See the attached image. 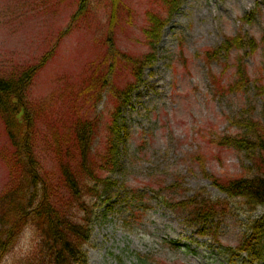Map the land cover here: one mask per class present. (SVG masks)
I'll use <instances>...</instances> for the list:
<instances>
[{
    "label": "rangeland",
    "instance_id": "374dc122",
    "mask_svg": "<svg viewBox=\"0 0 264 264\" xmlns=\"http://www.w3.org/2000/svg\"><path fill=\"white\" fill-rule=\"evenodd\" d=\"M172 4L121 0L112 23L110 0H0V74L17 76L44 59L26 86L25 101L33 116L29 141L55 181L51 142L86 116H103L96 124L101 134L116 95L137 81L132 68L149 49L143 33L148 15L166 20L152 66H141L132 111L122 114L120 166L113 174L118 187L107 207L98 208L104 221L93 224L83 247L87 264H227L213 247L238 246L249 233L250 217L264 210H244L240 199L227 197L206 176L253 175L245 153L211 140L213 133L238 132L235 120L251 117L264 124V94L254 87L264 73V0ZM238 34L254 37L256 49L207 57ZM239 59L249 83L226 91ZM91 93L98 99L86 103ZM100 141L96 137L94 149ZM11 149L0 121V193L12 172ZM196 153L204 156L203 166ZM194 195L199 205L181 204ZM213 204L207 223L193 219L195 209Z\"/></svg>",
    "mask_w": 264,
    "mask_h": 264
},
{
    "label": "trees",
    "instance_id": "16d2710c",
    "mask_svg": "<svg viewBox=\"0 0 264 264\" xmlns=\"http://www.w3.org/2000/svg\"><path fill=\"white\" fill-rule=\"evenodd\" d=\"M110 1L113 23L121 0ZM164 1L173 3L172 7L176 8L175 0ZM251 16L252 13L247 20ZM148 19L149 24L143 33L149 49L139 60L134 61V65L141 63L148 66L153 62L152 51L165 26L166 20L155 13L149 14ZM256 47L254 37L238 34L227 37L206 55L209 59H216L234 48L253 52ZM43 62L44 59L17 76L12 71L0 74V121L7 131L12 148L9 155L12 172L8 185L0 193V257L12 252L28 227L31 230L30 245L25 249L22 263L21 255L12 264H86L83 247L90 240L93 224L104 221V215L97 213L98 208L107 207L111 193L118 187L113 174L120 166L119 145L123 140L124 128L119 121L120 105L130 101L134 85L132 82L127 83L123 91L116 95L118 103L110 114V124L103 126L100 135V127L96 124L102 122V118L90 116L76 120L65 134H57L56 141L51 142L52 163L56 164L59 174V179L55 181L50 169L37 158V150L29 141L33 116L24 101L26 86ZM133 69V75L139 82L140 66ZM235 73L236 79L226 87V91L240 90L249 83L242 59L237 61ZM262 74L254 80V87L259 94H264ZM98 96L91 93L85 97V102L96 101ZM233 124L238 127V132L222 135L213 133L211 141L219 147H232L245 153L253 175L225 178L206 176L227 197L240 199L244 210L264 209V124L251 117L235 120ZM98 136L102 146L94 149L93 142ZM194 158L201 164L204 161L200 153H196ZM181 204L191 206L198 204V201L193 197ZM215 206L203 208L201 205L202 208L195 209L193 213L194 220L207 223L212 218L211 212ZM250 223L251 232L245 236L242 244L236 248L222 247V253L230 257V261L232 256L241 258L240 264H264V212ZM228 264L235 263L231 261Z\"/></svg>",
    "mask_w": 264,
    "mask_h": 264
}]
</instances>
